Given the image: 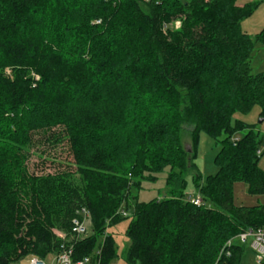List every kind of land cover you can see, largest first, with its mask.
Here are the masks:
<instances>
[{
    "label": "trees",
    "instance_id": "1",
    "mask_svg": "<svg viewBox=\"0 0 264 264\" xmlns=\"http://www.w3.org/2000/svg\"><path fill=\"white\" fill-rule=\"evenodd\" d=\"M259 5L0 0V264L62 252L113 264L105 231L128 216L125 264H240L236 237L264 230V205L232 200L235 183L264 194L256 126L233 121L255 107L264 120V72L250 66L264 27L241 30ZM200 133L219 151L216 174L193 178L194 206L185 177ZM40 143L66 146L71 163L53 155L38 164L54 173L31 174ZM160 175L166 196L138 202Z\"/></svg>",
    "mask_w": 264,
    "mask_h": 264
},
{
    "label": "rangeland",
    "instance_id": "2",
    "mask_svg": "<svg viewBox=\"0 0 264 264\" xmlns=\"http://www.w3.org/2000/svg\"><path fill=\"white\" fill-rule=\"evenodd\" d=\"M260 2V5L256 12L248 19L241 22V30L248 34L250 37H254L259 31L264 27V0H237V5L242 6L247 3ZM180 20H174L173 28L177 29L175 23H179ZM250 66L253 74L264 72V47L261 44H256L250 60ZM233 121H242L248 125L256 126V130L261 139V144L259 151L261 157L259 160V167L264 171V120L258 116V108H253L252 111L247 115L235 114L233 116ZM184 146L189 147V139L183 140ZM52 144L40 143L39 151L43 153V157L31 159V165L29 166L30 173L41 174L44 171L46 173H54L55 167L58 163L51 165L49 168L46 166L45 170H41L40 164L41 160H49L53 157L56 158L57 162H69L71 163V157L69 155L66 146L53 147ZM219 151L218 145L209 138L207 135L200 133L197 147H196V158L195 166L196 169L189 172L186 179L185 195L191 199L196 196L195 183H193V178L195 175L200 176V184L206 180L208 177L214 176L217 172V168L214 164V159ZM33 164V165H32ZM36 165H39L36 167ZM165 176L160 175L155 182H142L141 188L136 192L137 201L140 203H147L151 200L161 199L165 197ZM135 193V191H133ZM232 200L233 204L237 207H253L258 205H264V194L259 196L251 195L248 191L247 186L244 183H235L232 188ZM127 215V213H126ZM131 217L122 219L114 226L108 227L105 231L106 235L113 238L114 247L116 252V258L113 264H125L123 261L124 254L129 246V240L127 239L125 232ZM102 239H99L98 243ZM244 251L241 257L240 264H257V254L251 248L250 240L242 243ZM33 258L26 257L21 260L18 264H30ZM42 261V260H40ZM264 261V257H263ZM44 264H56L55 256H48L42 261Z\"/></svg>",
    "mask_w": 264,
    "mask_h": 264
},
{
    "label": "built area",
    "instance_id": "3",
    "mask_svg": "<svg viewBox=\"0 0 264 264\" xmlns=\"http://www.w3.org/2000/svg\"><path fill=\"white\" fill-rule=\"evenodd\" d=\"M176 27H179V23H175ZM190 202L194 206H200V200L199 198L190 199ZM81 221L74 220L73 225L74 229L73 232L76 233V235H83L87 231V213L85 211H81ZM236 240L239 241L241 244L243 242H246L247 240H250L251 242V248L255 251L257 254V264H263V257H264V230H258L255 232L247 231L245 233L240 234L236 237ZM231 241H229L226 246H230ZM55 262L56 264H93L89 258H85L82 261L71 263L70 260V254L68 252H62L55 256ZM30 264H44L42 261L38 259H33ZM96 264V263H95Z\"/></svg>",
    "mask_w": 264,
    "mask_h": 264
},
{
    "label": "crops",
    "instance_id": "4",
    "mask_svg": "<svg viewBox=\"0 0 264 264\" xmlns=\"http://www.w3.org/2000/svg\"><path fill=\"white\" fill-rule=\"evenodd\" d=\"M197 198V196H195L193 199Z\"/></svg>",
    "mask_w": 264,
    "mask_h": 264
}]
</instances>
